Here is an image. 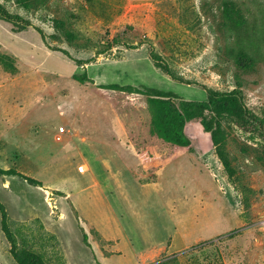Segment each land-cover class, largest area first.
<instances>
[{"label": "rangeland", "instance_id": "1", "mask_svg": "<svg viewBox=\"0 0 264 264\" xmlns=\"http://www.w3.org/2000/svg\"><path fill=\"white\" fill-rule=\"evenodd\" d=\"M152 55L183 82L157 68ZM113 85L170 92L177 103L207 101L210 92L230 96L220 148L231 172L197 124L187 130L193 150L152 171L131 136L155 164L165 150L141 124L134 97H109ZM245 115L264 119V0H0V168L42 184L0 176V202L16 222L19 245L46 264H138L129 239L143 246L133 215L146 225L149 243L165 242L142 264H264V132L244 129ZM208 121L217 128L213 115ZM84 158L119 222L101 205L91 174L81 173ZM107 158L131 179L124 191L130 210ZM132 180L159 183V196ZM112 220L115 228L122 223V254L91 226ZM177 230L186 247L170 254ZM0 264H18L1 214Z\"/></svg>", "mask_w": 264, "mask_h": 264}, {"label": "trees", "instance_id": "2", "mask_svg": "<svg viewBox=\"0 0 264 264\" xmlns=\"http://www.w3.org/2000/svg\"><path fill=\"white\" fill-rule=\"evenodd\" d=\"M150 59L154 65L162 69L174 81L182 83L171 70L168 64L157 56H151ZM80 83H86L87 79L83 76H76ZM109 97H122V95L132 96L140 105L143 127L148 135L155 140L162 149L165 150L161 156V161L155 164L149 154L143 149L142 144L131 136L133 145L139 157L144 164L150 166L152 171H158L168 164L176 155L181 152H190L193 150V143L188 136V125L197 124L203 126L212 135L213 143L217 149V155L222 161L225 169L231 172L228 158L221 150V144L225 140V135L221 130L222 121L232 114L230 106V96L218 92H210L207 101H180L177 103V97L170 92H164L147 86H118L113 85ZM126 93V94H124ZM213 115V121H216L217 128L213 127L212 122L208 121V115ZM248 120L252 121L250 124ZM141 121V120H140ZM253 125L254 131L264 132V119L257 116H247L243 118L241 126L244 129ZM135 136V135H134ZM0 176H19L31 184L42 186L41 182L19 173L15 169H1ZM0 214L2 219V230L11 243V255L18 264H46L41 255L31 250L21 247L12 231L11 227L14 222L10 219L5 206L0 202ZM84 234V243L87 242V234ZM48 242L53 241V248H57L58 241L54 234H46Z\"/></svg>", "mask_w": 264, "mask_h": 264}, {"label": "crops", "instance_id": "3", "mask_svg": "<svg viewBox=\"0 0 264 264\" xmlns=\"http://www.w3.org/2000/svg\"><path fill=\"white\" fill-rule=\"evenodd\" d=\"M60 133V132H59ZM61 134V133H60ZM86 161L81 164L80 166H85L87 167V170L85 172H81V173H86L89 172L94 180L95 185L98 188V193L99 195H101V205L104 206V204L108 205V208L112 210V219H115L119 222L118 220V215L116 212V208L115 206L112 204V202L109 200L108 196L105 195V191L104 188L101 184L100 181V177L98 176L95 167L93 164L90 163V160L88 158H84ZM106 165H107V170H108V174L110 177H112V180L114 181V185L116 187V189H118V193L124 203V205L127 207V210L132 209L130 204H129V200L128 197L131 196L129 195L130 191L128 192V196L126 197V195H124V191L126 186H128L130 183H132L129 179L128 181V176L125 175V172H123L120 168L119 165L115 162L114 159L111 158H107L106 160H104ZM79 166V167H80ZM133 181V180H132ZM136 185L137 188H139V190L141 192H143L144 189H148L150 191H154V195H158L159 196V192H158V184L159 183H154V184H146V185H139L135 182V180L133 181ZM45 195L47 193V200L49 198V192L44 190ZM92 196V195H91ZM51 198V197H50ZM52 199V198H51ZM91 201V206L92 207H97V204L99 203L97 200H95L94 196L89 198ZM51 201H49V204ZM133 215V214H132ZM62 218H65V214H62ZM134 221L137 223L138 226V230H139V234H140V238H141V242H142V249H140V247H138L136 245V240L133 239V237H131L129 240L132 244V246L135 248V250H137V252L135 253L137 259H138V264H142L141 260L143 257L147 256V253H150L151 250L156 249L157 247H160L161 245H163L164 243L158 244L157 242L155 243H149V241H147V236H149L150 234L148 233L147 228L145 227L146 225H144V223L142 222V224L135 218V216L133 215ZM137 220V221H136ZM114 221H111V225L110 227H107L109 224H107L106 227H101L100 229V225L96 223V225H91L93 227H95L97 229L98 232H100V234L102 235V237L104 238V240H106L108 242V245L110 246V251L111 252H118V253H123L121 251L120 248H118V245L120 243V241H122L117 233L118 230V226L120 224V227H122V223H118V225H116V228L114 227ZM79 224V223H78ZM172 244L169 246L168 248V253L170 254H174V253H178L179 251H182L186 246V242H184L181 233L179 230L176 231V233L172 236ZM94 249V248H93ZM141 250V252H139ZM109 251V250H108ZM96 254V253H95ZM101 256H103L104 258H109L105 255L104 252L100 253ZM117 255V254H115ZM97 256V255H96ZM112 256V255H111ZM114 256V255H113ZM112 256V257H113ZM110 257V258H112Z\"/></svg>", "mask_w": 264, "mask_h": 264}, {"label": "built area", "instance_id": "4", "mask_svg": "<svg viewBox=\"0 0 264 264\" xmlns=\"http://www.w3.org/2000/svg\"><path fill=\"white\" fill-rule=\"evenodd\" d=\"M65 130H66L65 127H60V128H59V132H60V133H65Z\"/></svg>", "mask_w": 264, "mask_h": 264}]
</instances>
